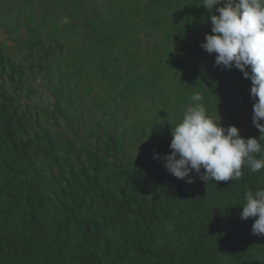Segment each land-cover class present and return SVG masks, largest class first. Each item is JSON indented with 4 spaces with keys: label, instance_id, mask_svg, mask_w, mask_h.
I'll list each match as a JSON object with an SVG mask.
<instances>
[{
    "label": "trees",
    "instance_id": "1",
    "mask_svg": "<svg viewBox=\"0 0 264 264\" xmlns=\"http://www.w3.org/2000/svg\"><path fill=\"white\" fill-rule=\"evenodd\" d=\"M203 3L0 0V264H264L240 218L264 169L189 184L164 167L197 92L261 135L251 81L201 48Z\"/></svg>",
    "mask_w": 264,
    "mask_h": 264
},
{
    "label": "clouds",
    "instance_id": "2",
    "mask_svg": "<svg viewBox=\"0 0 264 264\" xmlns=\"http://www.w3.org/2000/svg\"><path fill=\"white\" fill-rule=\"evenodd\" d=\"M201 7L218 13L211 15L212 34L205 36L201 48L215 54L217 67L238 69L251 81L253 125L261 135L244 138L236 126H222L221 119L217 122L208 116L201 103L203 96L197 92L182 121L172 126L171 153L163 161L166 171L189 184L194 182L193 172L206 184H218L239 180L245 167L252 173L264 169V145L260 143L264 140V0H204ZM252 217H258L252 234L264 235V188L245 193L240 218Z\"/></svg>",
    "mask_w": 264,
    "mask_h": 264
}]
</instances>
